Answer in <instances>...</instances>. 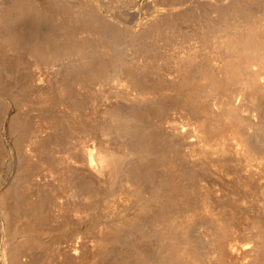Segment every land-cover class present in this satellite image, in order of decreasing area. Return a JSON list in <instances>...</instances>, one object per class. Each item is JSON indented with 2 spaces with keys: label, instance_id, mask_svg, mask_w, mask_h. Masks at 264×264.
<instances>
[{
  "label": "bare ground",
  "instance_id": "1",
  "mask_svg": "<svg viewBox=\"0 0 264 264\" xmlns=\"http://www.w3.org/2000/svg\"><path fill=\"white\" fill-rule=\"evenodd\" d=\"M67 2L65 0H5L3 3L1 2L0 43L7 49L17 50L25 45L24 47L29 48V51L35 55L38 65L46 64L44 72L40 73V70H37L38 74H34V78L38 75V82L36 87H33L38 92L37 95L42 97L44 101L46 99L57 100L55 94H49L47 86H42L47 81V75H51L50 85L57 86L60 99L68 102L71 100L72 103H70L74 109H77L82 103V100L78 101L79 98L75 96L76 91L73 86L75 81V85L79 83L85 87L87 85L92 87L97 82L103 83L96 91L89 89V94L97 100L91 102L93 108L92 125L79 124L76 127L71 121L73 129L70 127L71 125L68 126L72 129L71 134L73 136L75 131L80 133L81 148H78L80 150L72 151L70 149L71 151L67 152L68 147L64 148L67 155L65 153V157L63 155L64 158H60L62 159L60 162L61 164L66 162L65 171H61L62 168H59L60 163L57 167L53 166L59 168V173L57 177L55 176L59 183L56 186L55 182V186L58 187L56 193L65 197L64 201L62 200L58 204L62 207H59L61 210L83 212L86 209H90V211L94 209L93 214L97 219H110L95 235L93 244L88 245L82 254L75 257L70 256V259L74 258L69 262L71 261L70 264H195L197 262L195 260L202 254L199 256V252L193 249L194 246L187 234L194 221L196 219L201 220L203 217V214L198 213L203 210L198 209H209L210 216L207 214L206 218H211L215 206L222 204L225 208L222 211L220 209L221 213H218L219 211L217 214L215 213L217 218L213 216L210 219L218 234L212 245H217L220 242L227 244V241L222 239L225 230L228 225L230 227L231 222L239 218L240 213L237 214L238 205L236 206L238 203H236L237 201L234 202L239 199L233 201L227 198L230 197L229 193L232 192V189L228 188L229 191L226 188L229 192H224L228 194L227 197L223 196L224 194L220 197L218 194V197L214 198L212 195L215 193H212L210 188L203 189L205 185L202 183L203 179L212 178L216 173L223 177L224 173L229 172L227 170L231 168V164L229 159L221 157L218 164L216 162L219 166V171H216L214 159L205 154L202 158L199 157L197 148L201 130L196 122L192 123L189 128H185L184 125L181 128L168 127L163 124L162 119L153 120L151 113L161 112L162 114L165 112L168 100L189 105L203 84H220L228 81L227 79L233 80V78L236 79L240 76L239 73L242 74V69L240 70L242 60L246 57L249 59L248 56H250L247 51H250V48L256 49L255 46L258 44L261 46L258 43L260 40L264 43L263 13L261 16L255 14L257 10L263 12L264 0L231 1L230 6L222 11L219 16L221 19L218 18V21L221 20L219 22L222 23L231 13L234 18H237L238 15L239 17L243 16L245 17L243 24L246 29L241 30V24L238 21L235 23L232 18L235 23L233 25L237 24V28L240 29L233 31L231 28V36L225 41L229 47L230 57L225 59L224 64L219 63V60L218 63L221 65L216 66L218 69L214 68L217 73L210 72L209 70L212 68L210 65L211 69H209L208 65L209 62L211 64L213 62L209 59L212 58L211 55L214 56L211 52V55H208L211 58L208 57L207 64H209L206 67L209 70L203 69V66H199L200 64L197 66L194 64L193 70L187 69L188 73L186 71L180 74V79L172 85V95L168 93V97L164 95L162 89L165 86L164 80L158 79L150 82L147 75V65L145 64L143 69H139L141 60L148 64L146 58L151 48L143 44L141 36L154 31L157 38L161 34L160 32L158 34L156 30L163 31L161 28L159 29L158 25V29L156 26L146 28L141 35L139 30L126 29L124 32L121 31L124 29L123 27L103 15L99 10L82 8L83 3H80L82 5L81 10H73L77 7L72 8ZM68 6H71L72 9ZM207 7L209 8L208 5ZM188 16L187 20H190L197 29H205L209 24L213 25V23H207V16L200 13L199 10L193 11V13L191 11ZM253 16L256 17V20L257 16L260 17L259 22L261 23L257 22L259 25ZM180 18L184 19V17ZM171 20L174 25L179 19L175 21V17L168 21ZM247 22H251V24L249 23L251 27ZM168 23L166 25H171L170 22ZM25 24H32L39 30L38 37L34 42L29 41L25 33L18 32V26ZM204 26L205 28H203ZM44 27L47 28L44 30ZM81 29L94 34L95 37L90 35L81 37ZM255 38L261 39L257 41ZM14 65L11 63L8 67L0 63V81H5V77L8 80L9 76L13 79V84L19 88L20 94L18 95H26L29 86L21 84V75H18L20 70L18 68L19 71L16 75ZM54 65L58 67L55 69L53 68ZM49 69L51 70L49 71ZM159 89L160 96L152 97L153 90L158 91ZM89 94L84 92L83 97L86 96L90 99ZM27 101L30 99L28 98ZM194 108L197 110L196 107ZM237 123L235 124L232 120L230 124L228 123V126L234 130L233 133L230 132L233 141L234 136L235 138L239 137L238 132L243 130L241 125L238 126L241 123L239 122L238 125ZM58 124L53 125L52 133H47L42 137L40 135L41 138H37L36 143L40 147L43 146L46 149L48 141L52 139L61 140L62 136H65L63 132H67L65 129L68 127L63 129L65 126ZM231 129L229 131H232ZM254 129L253 133L252 131L248 133V130H245L246 133L242 135L244 142H240L236 138L238 142L235 140L231 142L233 147L229 146L230 151L236 149V153L242 155L236 159L238 161L234 160L235 163L232 166L234 165L235 169L248 167L250 175L255 169L251 168L254 164L253 161L255 162L259 157V154H253L256 151L254 148L257 147L259 153L264 151V122L257 123ZM68 132L70 133V131ZM89 138H93L95 141L93 148L87 144ZM223 140H219L220 146ZM230 140L232 139L230 138ZM65 141L62 143L64 144ZM66 143L68 142L66 141ZM63 144L61 145L63 146ZM251 146L255 150L254 152L249 148ZM212 147L214 146L212 145ZM220 148L223 154L229 150L224 142ZM254 155L257 156L256 159ZM57 160L59 161V159ZM263 162L262 160L260 163L263 164ZM249 180L251 181V179ZM210 181V184L213 185L212 180ZM240 181L241 183H239L242 184L244 179ZM55 186L53 185V188ZM229 186L232 187V185ZM233 186L235 187V185ZM37 200L29 203L30 209H36L37 204H40V202L36 203ZM9 203L3 194L1 206H3V212L7 218L15 207L11 208L13 205L10 206L11 203L10 205ZM244 203L241 204L244 205ZM14 205H16L15 201ZM17 205L16 207L20 206V204ZM187 208L189 209L186 210ZM242 211H240L241 214ZM245 211L247 212V209ZM247 213L250 214L251 212L248 211ZM221 221L224 222L225 226L219 229L218 223ZM227 247L229 254L223 247L221 254L216 257L217 264H249L245 258L247 250L239 239L229 240ZM199 260L201 261V259Z\"/></svg>",
  "mask_w": 264,
  "mask_h": 264
},
{
  "label": "rangeland",
  "instance_id": "2",
  "mask_svg": "<svg viewBox=\"0 0 264 264\" xmlns=\"http://www.w3.org/2000/svg\"><path fill=\"white\" fill-rule=\"evenodd\" d=\"M0 1L3 3L5 0ZM65 1L67 2V0ZM78 1L79 0H68L67 3L71 5L72 8L77 7L73 10H81L82 8L95 11L99 10L103 15L107 16L120 27H123L124 29L121 31L126 32V29L139 30L141 35L144 33L142 31L146 28H153L156 26V29H158L157 25L159 29L161 28L163 30H156L158 34L159 32L161 34L157 38L154 31L141 36L143 44L151 48L146 58L148 64L141 60L139 62V69H143L144 65H147V75L150 82L158 79L164 80L165 86L162 89L164 95L167 97L168 93L172 95V85L180 79V74L186 72L187 69L190 71L193 70L195 68L193 67L194 64L196 66L200 64L199 66H203V69H214L216 66L219 67L221 65L219 63L224 64V62H226L227 57H230V51L225 41L231 36V28L233 31L239 28H237V24L235 26L233 24L238 21V23L241 24V30L246 29L243 24L245 21L243 20L245 19L243 16L239 17L238 15L237 18H239L237 20L231 13L225 18L231 23L225 19L222 23L219 22L221 20L218 21V18L221 19L219 16L222 11L230 6L232 0ZM2 3L0 4L1 7ZM80 3H83V6L80 5ZM207 5L209 6V8L207 7L208 9L206 8ZM71 6L68 7L71 8ZM197 10L207 16V23H213V25L209 24L207 28H205V26L203 27L205 29H197L190 20H187L189 18L188 14H190L191 11L193 13V11L196 12ZM205 10L207 11L206 13ZM260 11L261 10H257L255 14L257 13L258 16H261V13H263L264 22V6L263 12ZM76 12L79 13L78 11ZM74 14L76 15V13ZM76 16L79 15L77 14ZM258 16V21L255 16H253V19L255 18L254 20L256 23L258 22L260 24V17ZM175 17V21L179 19V22L177 21V23L173 25L174 22L168 20L174 19ZM180 17H184V19L182 20ZM168 22H170L171 25H166L169 24ZM73 23L75 22L73 21ZM247 23L248 25L249 23L251 24V22ZM258 23L257 25H259ZM248 25L247 28L251 27L250 25L248 27ZM210 26L212 27L208 28ZM46 28L47 27H44L43 29L45 30ZM19 31L25 33L29 41L32 42L37 39L39 34V30L32 26V24L18 26V32ZM80 31L81 37L85 35H90L93 38L95 37L94 34L84 31L83 29ZM228 34L229 36H227ZM255 39L259 41L261 38ZM260 41L258 43H260L261 46L256 42L258 44V46H255L256 49H251L249 47L250 51H247L248 55H250L248 56L249 59L247 57V59L243 58V62L241 63L243 68L240 67V70L242 69V74L239 73L240 78H233V80L230 78L231 80L227 79L228 81L215 85L205 83L195 93L189 105L168 100L165 112H162V114L161 112L151 113L153 120L159 121L162 119L163 124L168 127L181 128V126L184 125L185 128H189L192 123L196 122L201 130V137L197 148L199 157L202 158L207 155L214 159L216 171H219V166L217 164L218 161L221 160V157H225L227 160L229 159L231 164L230 167L234 168V171L230 170L231 168L227 170L229 172L224 173L223 177L218 176L216 173L212 178L208 177L207 179H203L204 181L202 180V183L205 185L203 189L210 188L209 190H212V193H217L216 195H212L214 198L216 196L218 197V194L220 197L223 194V196L227 197L228 194L224 192H228V188L230 190L232 189V192H230L231 194L228 192L231 198H227L233 201L237 198L239 199L234 201L238 203L236 204V206L238 205L237 214H243L245 218L243 215H239V218L231 222V228L228 225L222 237V239L227 241V244L220 242L217 245H212L218 234L216 233V227L211 223L210 219L213 216L217 218V212L219 211L218 213H221L220 209L222 211L225 208H223L224 206L222 204L215 206V211H211L213 212L211 218H206V216H210V212H208L209 209H198L204 211L198 212L199 214H203V217L201 220L196 219L194 221L187 234L194 248L193 246L191 247L196 249V252H199V256L202 254L197 260L194 259L198 262L195 264H217L216 257L221 254V249L223 247L226 249V253H228V242L233 238L239 239L242 244H244L247 250L245 258L248 260L249 264L264 263V162L263 164L260 163L262 160L264 161V151L262 153L260 151L259 153L255 145L253 146L257 148H254L256 151L252 146L249 147L253 152H256H252L253 154H259L258 158L254 155V158L257 159H254L255 162L253 161L254 164H252L251 168L255 169L250 175V170L247 169L248 167L245 169H239L237 167L236 169L238 171H235L236 169L232 164L238 161L236 159L242 155L241 153H236V149L232 150L234 152L229 149V146L233 147L231 142L237 141V139L240 142H244V136L242 135H244L247 130L248 133L251 131L253 133L257 123L264 122V43H262V40ZM24 46L20 47L18 50L7 49L0 43V63L8 67L11 63L15 64L16 75L20 70L18 75H21V84L29 86L26 95H18L20 94L19 88L15 86L16 84H13L12 78L8 76V80L5 77V81H0V264H70L71 261L69 262V260L78 256V254H82L88 248V245L93 244L95 235L107 224V221L110 220L106 218L97 219L93 214L95 211L94 209H92V211L86 209L83 212H67V210L64 209L61 210L59 208L61 206L58 204H60L65 197L57 195L56 192L58 187L56 186L59 185V183L55 179V176L57 177L59 173L58 169L60 167L62 168H60L61 171H65L66 162H64L65 164L62 163L64 166H61L62 164L60 162V160H62L60 158L65 157L66 150H64V148L66 149L68 147L67 152L81 148L80 133L75 131L74 136L71 134L73 129L72 122L76 127L79 124L92 125L93 108L91 107V102L97 100L95 98L93 99L92 95L89 94V89L90 91H96L103 83L100 84V82H97L94 86L92 85V87H88V85L85 87V85L79 83L75 85V81L73 83L76 91L75 96L79 98L78 101L82 100V103L77 109H74L71 105V100L70 103L60 99L57 86L53 84L50 85L51 75H47V81H43L44 84L42 86H47L49 94H55L57 100L52 101L46 99L44 101L42 97L37 95L38 92L34 89L38 82V75L34 78V74H38L37 70H40V73L44 72L46 64L38 65L35 55L29 51V48ZM211 52L215 57L211 55ZM208 55H211L213 59ZM208 59L214 64L209 62L210 64L208 63V65ZM221 60H223V62H221ZM207 65L208 68H206ZM57 67V65H54L53 68L56 69ZM50 70L51 69H49V71ZM211 70L209 71L217 73L216 69ZM186 73H188V71ZM84 92H87L91 98L88 99L86 96L84 98ZM159 92L160 89L158 91L153 90L151 94L152 97L160 96ZM28 98L30 101H27ZM193 106L196 107L197 110ZM231 120L232 122L234 121L235 124L240 122L241 124L238 125L237 123V125H241L240 127L243 129L240 131L241 134L238 132L239 137H236L237 139L234 136V141L233 136L231 137L230 134V132L233 133L234 130L228 126ZM57 123H59L58 125L63 124V127L65 126L63 129L70 125L72 129L68 127L65 129L67 132L61 131V133L63 132L65 135L62 136L63 138L61 140L52 139L48 141L49 143L46 145V149L48 150L43 146L40 147L36 143L37 138L40 137V135L42 137L47 133H52L53 125ZM230 129L232 131H229ZM68 131H70V133ZM61 133H59V135L63 134ZM65 137L68 138L66 139ZM230 138L232 140H230ZM63 139L68 143L65 141L63 144ZM210 140H212L211 143ZM219 140H223L229 149L228 151L226 150L225 154L220 150L223 142H221L220 146ZM58 141L59 143L57 144ZM94 142L93 138H89L87 144L90 148H93ZM61 144H63V146ZM67 144L71 146H67ZM210 144L214 147L211 148L212 145L210 146ZM79 150L80 149L77 151ZM63 155L64 157H62ZM57 159H59V161ZM58 164L60 165L59 168H54L55 166L57 167ZM239 179H244L242 184H240L241 181ZM249 179H251L252 182ZM210 180H212L213 185L210 184ZM225 184H227L226 186L228 187H226ZM53 185L55 186L54 188ZM229 185H232L233 188ZM233 185H235V187ZM3 194H5L7 202L11 203V205L10 203L9 205H13L11 208L20 204L19 207H16L18 209L14 207L15 210L13 209V212L11 210V215L8 218L3 212V206H1V196ZM240 195L245 203L242 202L241 197H239ZM35 200H37L36 203L40 202V204H37L36 209H30V204ZM14 201L16 205H14ZM241 203H244V205ZM242 207L244 210L241 209ZM188 209L189 208L186 210ZM246 209L247 212L249 211L251 213H247L245 211ZM239 210H243L242 214ZM242 218L245 219V221H243ZM220 223H218L219 229L225 226L223 221ZM70 256L74 257L70 259ZM199 259H201V261ZM66 261L68 263H65Z\"/></svg>",
  "mask_w": 264,
  "mask_h": 264
}]
</instances>
